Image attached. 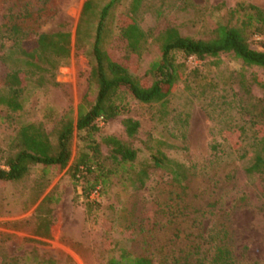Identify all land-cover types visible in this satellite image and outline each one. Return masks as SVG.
Returning a JSON list of instances; mask_svg holds the SVG:
<instances>
[{"label": "rangeland", "instance_id": "rangeland-1", "mask_svg": "<svg viewBox=\"0 0 264 264\" xmlns=\"http://www.w3.org/2000/svg\"><path fill=\"white\" fill-rule=\"evenodd\" d=\"M86 1L61 0L54 15L40 26L39 32L70 34L69 57L57 69L58 84L29 85L22 94L20 111L7 116L6 108L0 105L3 117L0 118L1 163L21 123L43 121L50 138L55 140V123L42 118L46 105L55 106L58 116L71 111L76 119L78 106L89 88L91 68L86 54L88 46L75 43ZM108 1L90 0L92 8L81 28L83 36L93 31L101 8ZM131 1L116 0L103 27L109 51L132 65L138 75H143L149 61L158 55L159 35L167 27H178L190 36L207 37L216 23L234 21L229 12L239 2L253 3L264 9V0H141L134 16L148 37L141 57H137L129 54L118 39V16L130 11ZM33 40V35L28 37L25 46L32 47ZM2 42L4 47L0 40V92L3 93L6 74L21 65L12 62L5 50L12 41ZM250 46L264 50V34L251 36ZM186 66L190 71L188 79L179 80L166 100L151 104L130 100L128 114L141 124L132 140L139 149V162L161 151L173 163H184L190 168L191 189L184 199L190 204L187 209L170 213L169 201L172 206L175 204L173 195L159 187L169 176L165 171L151 169L140 189L130 183L123 188L116 180L103 197L91 196L101 201L98 209L91 211L98 213L99 218L92 224L86 219L85 201L77 197L80 189L75 187L70 173L74 157L85 150L86 145L82 134L74 131L71 156L64 168L44 171L42 166L34 165L23 179L0 182V264L4 256L15 257L16 264H36L35 255L53 258L59 263L70 260L75 264H102L111 255L118 254V245L151 256L153 264H171L173 249L186 246L188 233L204 237L213 233L220 235L221 230L227 234L225 239L236 264H264L263 181L259 175L245 173L250 157L240 161L232 154L218 161L210 149L215 119L248 120L250 113L243 106L262 97V89L255 80L264 81V71L244 66L229 53L220 55L217 66L192 56L186 60ZM98 124L101 132L125 139L119 118L100 120ZM237 135L229 134L233 141ZM195 193H200L199 197H194ZM156 201L160 204L159 213L155 211ZM206 203L209 206L205 207ZM42 213H51L46 225L41 221ZM145 213L156 223L140 230L137 225L143 222ZM129 221H133L135 231L126 226ZM152 223L149 221V225ZM213 248V242H204L205 263Z\"/></svg>", "mask_w": 264, "mask_h": 264}, {"label": "trees", "instance_id": "trees-1", "mask_svg": "<svg viewBox=\"0 0 264 264\" xmlns=\"http://www.w3.org/2000/svg\"><path fill=\"white\" fill-rule=\"evenodd\" d=\"M60 1L0 0L2 47V41L11 40V46L5 50L10 54L12 62L21 65L9 70L3 82L5 91L0 92V105L6 108L7 116L22 109L21 97L29 85L42 87L58 84L55 76L58 67L69 57L70 34L65 31L39 32V29L54 15ZM115 1L109 0L103 5L95 28L85 36L81 28L85 16L92 8L90 0L83 6L75 43L88 46L86 54L91 61V68L89 88L78 106L76 119L74 120L71 111L58 116L55 106L46 105L42 118L55 123V140L50 138L43 121L21 123L8 144L3 163L0 161V182L23 179L34 165L42 166L44 171L64 168L71 156L73 133L80 132L82 139L86 141L85 150H80L74 157L70 173L75 187L80 189L76 193L77 197H82L85 201L86 219L92 224L99 219L98 213L91 212L92 209L101 204L99 199L107 193L114 181H119L123 188L133 185L140 189L149 178L151 169L165 171L169 176L167 179H160L162 182L159 187L173 195L171 198L175 200V204L172 206V201H169L172 204L168 205L170 213H175L174 210L184 212L190 205L184 202L185 196L189 195V180L192 178L187 165L177 161L173 163L161 151L151 153L147 160L138 161L139 149L132 140L141 124L128 114L130 100L143 104L166 100L179 80L188 79L190 71H187L186 60L191 56L202 61L209 60L212 65L217 66L220 55L229 53L244 66L258 67L264 71V50H256L250 46L251 36L264 34V9L256 4L239 2L229 12L230 17L234 16V21L216 23L207 37H194L183 34L178 27H167L159 35L158 55L149 61L144 74L138 75L132 65L109 51L104 37L103 22ZM140 2L141 0H132L130 11L120 14L117 23L118 39L129 54L137 57H141L148 37V33L134 16ZM31 35L34 36L33 46L28 48L25 42ZM2 59L5 60L4 57ZM255 82L261 87L263 95L257 102H248L243 106L250 113L248 120L235 122L215 119L210 149L218 161L232 154L240 161L250 157L244 171L249 175H259L264 189V81L257 79ZM0 118L3 119L2 116ZM116 118L120 120L125 139L100 130V120ZM230 133H238L235 141L230 138ZM95 191L100 197L98 200L91 197ZM199 194L195 193L193 196L197 197ZM155 205V211L158 210L159 213V202L156 201ZM207 206L208 203L205 207ZM50 216L51 213L40 214L44 225L49 223ZM153 219L145 213L143 222L137 228H151L156 223ZM151 220L153 223L149 225ZM126 226L136 230L133 221H129ZM219 232L220 235L213 233L204 237L188 233L186 246L173 249L171 264H236L225 239L226 232ZM204 242L214 243L207 263L204 262L206 250H202ZM117 248L118 254L111 255L102 264H153L152 257L145 253L119 245ZM3 258L2 264H9V261L10 264L17 263L15 257ZM34 260L36 264H73L70 260L68 263H59L53 258L44 259L36 255Z\"/></svg>", "mask_w": 264, "mask_h": 264}, {"label": "built area", "instance_id": "built-area-1", "mask_svg": "<svg viewBox=\"0 0 264 264\" xmlns=\"http://www.w3.org/2000/svg\"><path fill=\"white\" fill-rule=\"evenodd\" d=\"M97 195H98L97 191H95V192L92 194V196H97Z\"/></svg>", "mask_w": 264, "mask_h": 264}, {"label": "crops", "instance_id": "crops-1", "mask_svg": "<svg viewBox=\"0 0 264 264\" xmlns=\"http://www.w3.org/2000/svg\"><path fill=\"white\" fill-rule=\"evenodd\" d=\"M73 264H75L74 262H72Z\"/></svg>", "mask_w": 264, "mask_h": 264}]
</instances>
